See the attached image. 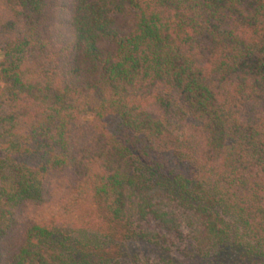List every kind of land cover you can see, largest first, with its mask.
Segmentation results:
<instances>
[{
    "label": "trees",
    "instance_id": "16d2710c",
    "mask_svg": "<svg viewBox=\"0 0 264 264\" xmlns=\"http://www.w3.org/2000/svg\"><path fill=\"white\" fill-rule=\"evenodd\" d=\"M0 264H264V0H0Z\"/></svg>",
    "mask_w": 264,
    "mask_h": 264
},
{
    "label": "rangeland",
    "instance_id": "374dc122",
    "mask_svg": "<svg viewBox=\"0 0 264 264\" xmlns=\"http://www.w3.org/2000/svg\"><path fill=\"white\" fill-rule=\"evenodd\" d=\"M85 119H86V120H89V119H90V117L86 115V118H85Z\"/></svg>",
    "mask_w": 264,
    "mask_h": 264
}]
</instances>
